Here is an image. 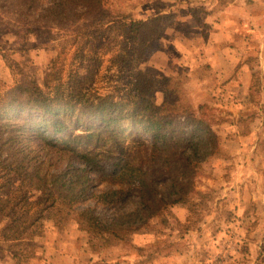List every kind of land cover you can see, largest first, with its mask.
I'll list each match as a JSON object with an SVG mask.
<instances>
[{"label": "rangeland", "instance_id": "obj_1", "mask_svg": "<svg viewBox=\"0 0 264 264\" xmlns=\"http://www.w3.org/2000/svg\"><path fill=\"white\" fill-rule=\"evenodd\" d=\"M16 3L0 0V106L8 105L10 92L19 85L32 88L34 82L46 94L58 79L66 82L74 73L78 55L90 53L82 42L73 45L77 32L73 28H59L32 14L24 17ZM103 7L120 18L160 17L161 29L144 57L133 59V67L122 64L118 41L110 48L102 43L99 68L90 73L89 67H80V75H92L89 100H124L138 67L157 78L153 100L160 105L169 80L170 99L191 108L187 113L180 108L176 123L189 125L200 120L210 129L206 134L195 132L202 137L194 178L196 193L187 203L170 207L164 220L129 222L133 225L122 233L124 240H100L93 245L74 213L67 217L61 208L46 211L41 191L32 189L22 174L4 170V160L13 168L24 164L32 171V165L44 159L46 173L64 169L68 161L78 165L68 153L40 150L37 142L26 139L15 146H22L26 155L8 156L2 151L0 159V264H16L18 259L25 264H264V0H103ZM220 8L244 14L254 11V25L241 26L236 32L243 53L241 66L247 67L240 69L241 80L237 74L219 76L215 69L220 65L213 58L226 48L207 43L214 27V19L207 14ZM227 17L230 15L223 18ZM242 86L247 87L239 89ZM122 116L125 119L120 123L141 118L127 111ZM129 133L141 134L149 143L150 135L140 125L127 127L123 135ZM2 142L0 148L8 149ZM92 175L97 178L94 172ZM113 187L105 181L98 191ZM137 201L129 198L110 210L94 202L76 209L94 207L107 220L126 223V214L137 208ZM14 213L25 221L20 227L22 238L16 240L11 238L17 232L5 229Z\"/></svg>", "mask_w": 264, "mask_h": 264}, {"label": "trees", "instance_id": "obj_2", "mask_svg": "<svg viewBox=\"0 0 264 264\" xmlns=\"http://www.w3.org/2000/svg\"><path fill=\"white\" fill-rule=\"evenodd\" d=\"M15 8H19L18 13L24 17L32 14L59 28H73L77 31L73 45L79 46L82 42L90 53L78 55L74 73L68 75L66 82L58 79L46 94L34 82L32 88L19 85L10 92L8 105L0 106V141L8 147L0 148V159L2 151L8 156L26 155L22 146H15L28 139L37 142L40 150L52 148L68 153L78 165L68 161L64 169L46 173L43 167L47 160L44 159L31 164L32 171L24 164L13 168L4 160L1 162L4 170L22 174L32 189L41 191L46 211L61 208L67 217L74 213L93 245L100 240H124L122 233L128 232L127 228L133 224H146L155 218L162 221L170 207L191 200L190 195L196 193L194 178L202 143V137L195 132L206 134L210 129L200 120L189 125L176 123L175 114H180V108H184L185 113L191 108L170 99L169 80L164 89L165 100L160 105L153 100L157 78L138 67L124 100L115 102L106 97H100L97 103L89 100L93 87L90 73L96 71L101 62L97 59L101 54L100 45L104 43L110 48L118 41L123 51L122 64L126 68L133 67L135 59L144 57L159 36L160 17L120 18L104 9L103 0H17ZM83 65L90 68V75H80ZM125 111L141 118L120 123L125 119L122 116ZM11 120L17 123L7 122ZM124 124L130 129L140 125L149 133V143L141 134L123 135L127 128L122 126ZM190 124L195 128L189 129ZM105 181L114 187L98 191V186ZM135 197L138 198L137 208L126 214L129 217L126 223L107 220L94 207L76 209L77 205L88 202L115 209ZM19 218L14 213L5 228L17 232L12 240L22 238L20 227L25 221ZM16 264L25 262L18 259Z\"/></svg>", "mask_w": 264, "mask_h": 264}, {"label": "crops", "instance_id": "obj_3", "mask_svg": "<svg viewBox=\"0 0 264 264\" xmlns=\"http://www.w3.org/2000/svg\"><path fill=\"white\" fill-rule=\"evenodd\" d=\"M230 3H234V2H230ZM226 14H229L230 17L223 18L225 17ZM207 15H211V17L214 19L212 21V23L214 24V27L211 28L210 30V35L207 40V43L211 44V46H217L221 44L222 47L225 46L226 48L225 53L221 55L218 54L217 57H215V60L213 58V62L219 63L220 65V67L215 70L221 73L219 75L221 77H226V76L231 77L237 74L236 76L241 80L242 78L240 77V72L241 70L247 67L241 66V64L243 63V53L239 52L240 49L238 47H240L241 44H238L236 42L237 40L236 32L240 29L241 26L252 27L251 25H254V22L252 19V16L254 15L253 9H249V14H244L243 12H238L234 10L231 11L230 9L228 10L226 8H220L216 11L215 10L210 11V13ZM207 22H211V21L207 20ZM257 30L258 29L255 28V31ZM227 47L229 48V50L227 49ZM222 64H226V65L228 64L229 67L227 69H223L221 67ZM223 71H225L226 74H224ZM246 87L247 86H242L239 89L244 90ZM246 139L247 138H245V140ZM251 140L252 142H254V138H251Z\"/></svg>", "mask_w": 264, "mask_h": 264}]
</instances>
